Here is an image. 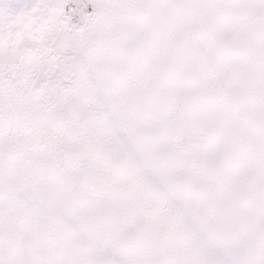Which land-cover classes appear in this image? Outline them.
Returning <instances> with one entry per match:
<instances>
[{"label":"snow or ice","instance_id":"1","mask_svg":"<svg viewBox=\"0 0 264 264\" xmlns=\"http://www.w3.org/2000/svg\"><path fill=\"white\" fill-rule=\"evenodd\" d=\"M0 264H264V0H0Z\"/></svg>","mask_w":264,"mask_h":264}]
</instances>
